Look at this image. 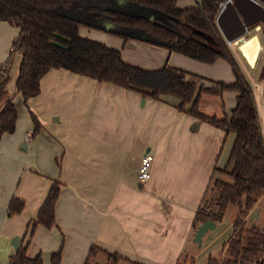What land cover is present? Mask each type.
Returning a JSON list of instances; mask_svg holds the SVG:
<instances>
[{
	"label": "crops",
	"instance_id": "0c3cea01",
	"mask_svg": "<svg viewBox=\"0 0 264 264\" xmlns=\"http://www.w3.org/2000/svg\"><path fill=\"white\" fill-rule=\"evenodd\" d=\"M194 3L180 0L177 6L187 8ZM261 32L257 25L250 35L257 36L262 46L256 63L264 51ZM19 33V28L0 21V67L7 64ZM122 40L124 46L130 45L129 40ZM242 42L237 43L242 61L234 51L239 63L247 61L239 48ZM150 46L160 49L156 54L165 64L159 69L184 70L191 84L211 86L235 80L234 74L232 79L208 77L211 74L198 61ZM21 61L22 56L15 54L7 84L18 108L17 127L0 139V264H9L17 248L27 243L28 225L37 218L55 183L60 186L55 226L37 227L29 257H44L45 264L50 258L52 264V254L62 251L61 264H105L102 254L89 259L95 247L120 255L119 264H180L181 260L197 264L196 248L216 240L220 226L216 224L199 245L194 219L209 193L215 168L227 164L223 153L232 140L229 157L233 137L179 111L177 98L154 101L62 69L51 70L41 81V95L29 102L41 125L35 135L29 109L16 89ZM226 63L220 59L206 65ZM256 102L264 134V112L260 113L257 98ZM217 111L205 113L219 116ZM146 154L153 156L151 179L141 186L138 171ZM13 198L23 200L25 208L11 217L8 207ZM210 257L199 264H208Z\"/></svg>",
	"mask_w": 264,
	"mask_h": 264
},
{
	"label": "trees",
	"instance_id": "16d2710c",
	"mask_svg": "<svg viewBox=\"0 0 264 264\" xmlns=\"http://www.w3.org/2000/svg\"><path fill=\"white\" fill-rule=\"evenodd\" d=\"M117 1L0 0V21L20 30L7 64L0 67V139L4 134L15 132L19 117L17 105L7 90L15 54L22 56L16 89L29 109L36 127L35 135L41 125L29 102L41 95V81L51 70H67L154 101H162L166 96L177 98L181 102L179 111L223 130L227 136H235L225 169L215 168L209 193L194 219L195 230L207 221L219 224L230 205L238 207L233 235L222 250L223 258L210 257L208 264H264V228L253 226L247 229L245 223L264 197V134L253 86L217 25L222 4L227 0H198L191 8H179L178 0H124L130 5L128 12H120ZM256 1L264 5V0ZM81 11L111 21L117 28L145 34L152 45L200 63L212 65L220 59L225 60L230 64L235 80L197 86L188 82V72L178 68L146 70L129 64L122 51L80 35V27L84 24L71 13ZM116 34L125 41L131 38L126 33ZM226 92L237 95L230 115L223 107ZM204 96L220 98V116L200 110ZM189 105L191 107L186 109ZM217 174L226 176L227 180L219 179ZM210 192L217 196L212 198ZM59 195L60 186L55 183L37 218L28 225L27 243L17 248L9 264L43 263L41 256L29 257L28 247L38 226L47 229L55 226ZM24 208L23 200L13 198L8 214L11 217L19 215ZM98 253L106 254L105 264H119L122 259L118 254L95 247L91 249L89 259ZM61 260L62 251L52 254V264H61ZM86 264L90 263L87 261Z\"/></svg>",
	"mask_w": 264,
	"mask_h": 264
},
{
	"label": "rangeland",
	"instance_id": "374dc122",
	"mask_svg": "<svg viewBox=\"0 0 264 264\" xmlns=\"http://www.w3.org/2000/svg\"><path fill=\"white\" fill-rule=\"evenodd\" d=\"M180 1V0H178ZM178 3V2H177ZM198 3V0H195L194 5L191 7H195ZM180 7L182 6L181 3L178 4ZM188 6V5H187ZM190 6V5H189ZM187 7V8H191ZM118 8V6H117ZM71 16L78 19L79 21L83 22V27L81 30V36L90 40H93L95 42H100L103 44H106L107 46H110L113 48V46L118 48L117 50L122 51V54L124 55V59L131 63L132 65H139L142 68H146V70L153 69V68H158L161 67L165 64L163 61V58H160V54H156L157 52L160 51L158 48H153L151 47L150 41L145 42L140 39H138L136 36L139 34L136 31L132 30H127V29H121V28H116L114 30L108 31L105 26L102 25V21H104V18L99 17L95 18L94 15L88 12H77V13H71ZM260 27L263 28L262 25ZM264 29V28H263ZM116 32H122L128 34L131 38L129 40L130 45L124 46L123 43V38L118 36ZM250 34L246 35L245 37H250L252 33L254 32V29L249 31ZM262 33V32H261ZM262 42L264 43V32L262 33ZM245 40L244 38L240 39L238 42L234 43L232 46L233 52L235 51L236 54H238V57L240 61L241 55L239 56V50L237 47V43L242 42ZM137 41V42H136ZM135 43V44H131ZM142 43V44H140ZM145 43H148L147 45ZM133 45V46H132ZM242 54L246 58V62L240 63L246 73L248 75L249 81L253 82L254 85V91L256 94V98L258 101V105L260 107V113L264 112V78L261 79V74L264 69V51L260 56V62L256 63L259 53L262 49L261 43L259 41V38L257 36L250 37L248 40L243 41L240 46H239ZM234 52V53H235ZM166 60V59H165ZM193 61V60H192ZM157 62V63H154ZM195 62V61H193ZM199 67L202 69L205 68L209 71L211 75L206 74V76L211 77V78H233V73H232V68L229 63H226L227 65L225 66H219V65H213V66H208L203 63L196 62ZM195 63V64H196ZM253 65V67L251 66ZM256 66V67H255ZM228 69V70H225ZM156 70H159L156 69ZM213 75V76H212ZM208 85L207 83L204 84V86ZM223 107L224 110L227 114H231L232 109L235 106V93L234 92H226L225 97H223ZM222 101L220 98L214 97V96H204L202 101L200 102V110L203 112H210L213 109H217V114L221 115V107H222ZM210 114V113H209ZM219 115V116H220ZM230 138L234 140V134L229 135ZM229 138V140H230ZM230 140L227 145L226 149L223 153V159L227 160V148L230 147L231 145ZM233 144V143H232ZM231 150V148H230ZM229 150V151H230ZM226 165V162H225ZM221 170H224L225 167L220 168ZM217 177L222 180H227L226 176L224 175H219L217 174ZM211 197L214 198L217 196L215 192H210ZM258 213V217L255 216V214ZM238 217V207L236 205H230L227 209V211L224 214V218L221 223L218 225L220 226L219 232L217 235L216 240H213L210 245H206V243L202 246H198L196 248V259L202 262L204 259L208 258V256L211 254L212 258H223V245L229 240V237H231L232 232H233V224L237 220ZM246 223V228L250 229L253 226H257L260 229L264 228V197L259 200V202L256 204L253 214H249V216L245 220ZM215 231V230H213ZM212 231V232H213ZM104 255L106 258V254L104 253H98L96 255ZM43 257V255H42ZM188 260H181L180 264H188ZM45 264L44 257H43V263ZM50 264V258L49 262ZM191 264V263H189Z\"/></svg>",
	"mask_w": 264,
	"mask_h": 264
},
{
	"label": "water",
	"instance_id": "95a60500",
	"mask_svg": "<svg viewBox=\"0 0 264 264\" xmlns=\"http://www.w3.org/2000/svg\"><path fill=\"white\" fill-rule=\"evenodd\" d=\"M117 6L120 12H126L130 5L124 0H118ZM102 25L108 31L117 28L113 22L106 19L102 21ZM217 25L225 41L233 45L244 38L249 33V29L257 25L264 26V6L256 0H227L222 4L221 12L217 18ZM136 37L145 42L150 41V38L145 34L139 33ZM255 216L258 217V213ZM215 229L216 223L212 221L203 223L197 228L195 242L201 245L203 237L209 231ZM13 244L17 248V238L14 239Z\"/></svg>",
	"mask_w": 264,
	"mask_h": 264
},
{
	"label": "built area",
	"instance_id": "2783aa9c",
	"mask_svg": "<svg viewBox=\"0 0 264 264\" xmlns=\"http://www.w3.org/2000/svg\"><path fill=\"white\" fill-rule=\"evenodd\" d=\"M229 46H231L229 44ZM30 134L27 133L26 137L29 138ZM153 162V156L150 154H146L142 160L141 165L138 171V180L141 186L146 185L151 179V165Z\"/></svg>",
	"mask_w": 264,
	"mask_h": 264
},
{
	"label": "flooded vegetation",
	"instance_id": "af4514ba",
	"mask_svg": "<svg viewBox=\"0 0 264 264\" xmlns=\"http://www.w3.org/2000/svg\"><path fill=\"white\" fill-rule=\"evenodd\" d=\"M263 6H264V5H263ZM255 27H256V26H255ZM255 27H253V28H251V29H254ZM263 28H264V26H263ZM263 28H262V29H263ZM251 29H249V31H250ZM263 32H264V29H263Z\"/></svg>",
	"mask_w": 264,
	"mask_h": 264
}]
</instances>
